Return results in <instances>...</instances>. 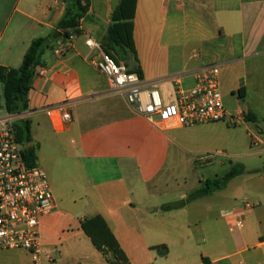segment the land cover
I'll return each mask as SVG.
<instances>
[{"label":"crops","instance_id":"obj_1","mask_svg":"<svg viewBox=\"0 0 264 264\" xmlns=\"http://www.w3.org/2000/svg\"><path fill=\"white\" fill-rule=\"evenodd\" d=\"M121 1L97 6L91 0L69 51L60 52L69 41L61 38L44 53L29 109L21 113L55 197L40 223L39 264H54L55 255L69 264H109L82 226L97 215L128 264H264V192L235 181L239 177L183 208L163 209L202 186V177L193 188L186 181L198 166L211 164L191 155L210 138L198 126L158 128L94 66L99 53L86 40L102 43ZM66 10V0H0V67L19 68L32 40L51 34ZM133 21L143 84L159 89L166 102L175 98V79L190 86L196 71L217 64L232 76L227 87L220 80V89L243 88L248 102L241 112L264 122V0H136ZM47 107L59 112L49 116ZM60 110L71 111L72 121L63 123ZM245 199L259 206L244 210Z\"/></svg>","mask_w":264,"mask_h":264},{"label":"built area","instance_id":"obj_2","mask_svg":"<svg viewBox=\"0 0 264 264\" xmlns=\"http://www.w3.org/2000/svg\"><path fill=\"white\" fill-rule=\"evenodd\" d=\"M71 39V38H70ZM69 41L60 45V52L70 49ZM99 58L93 61L106 77L110 87L123 95L133 111L166 130L173 127H194L221 122L228 114L220 89V66L211 64L194 73V86L184 87L175 79V98L166 102L159 89L143 84L142 78L123 62L107 54L96 39L86 40ZM52 116L59 109L47 107ZM63 123L71 122V111L60 110ZM238 119L244 117L240 111ZM235 117V116H234ZM14 122L0 109V250H24L31 254L34 264L41 256V219L55 208L53 189L46 172L37 165H28L22 155V145L16 139ZM261 140L254 139V145ZM243 209L259 206V201L245 199ZM243 221L236 222L242 227Z\"/></svg>","mask_w":264,"mask_h":264},{"label":"trees","instance_id":"obj_3","mask_svg":"<svg viewBox=\"0 0 264 264\" xmlns=\"http://www.w3.org/2000/svg\"><path fill=\"white\" fill-rule=\"evenodd\" d=\"M67 10L64 17L57 24L51 34L32 40L19 68L0 67V84L3 88L4 107L10 114H21L29 109V92L37 69L44 66L43 55L52 49L58 39H70L74 35L82 34V21L87 17L91 0H66ZM136 0H122L114 10L113 24L108 28L102 41L103 50L117 62L134 63L130 71L136 72L142 78V71L138 66V57L134 41V16ZM243 88L239 95L243 96ZM1 107V106H0ZM245 119L254 121L250 113L244 114ZM16 139L22 145V155L28 165H37L38 145L33 143L31 123L22 119L13 124ZM244 168L235 165L222 177L201 181L202 186L191 192L185 199L163 206L165 211L180 209L201 197L212 195L214 192L227 187L230 180L242 174ZM83 229L90 237L95 247L105 256L109 264H128L129 260L121 248L113 232L104 219L97 215L82 222Z\"/></svg>","mask_w":264,"mask_h":264},{"label":"rangeland","instance_id":"obj_4","mask_svg":"<svg viewBox=\"0 0 264 264\" xmlns=\"http://www.w3.org/2000/svg\"><path fill=\"white\" fill-rule=\"evenodd\" d=\"M99 1L103 2V0H96L97 6ZM231 78L232 76L229 75L228 71L220 73L222 87L223 84L224 87L227 83L229 84L230 81L228 79L231 80ZM192 86H194V84L184 87ZM221 92L223 95L224 106L228 110V114L219 124L209 123L197 125V128L202 131L201 134L206 133V136L210 139H206V145L204 144L202 147L195 148L191 154L192 156L202 157L211 164H204L205 166L202 167L198 166L194 172L188 173L186 188L196 185L199 177H202L205 180L222 177L231 169V167L241 165L244 168L243 173L237 175L233 179L239 177L235 181H244L247 183L246 185L249 189L255 190L258 193H263L264 152L260 153L258 151L264 149V122L262 121L259 123L255 122V120L249 121L245 119V116L241 120L238 119L237 115L240 114V111L246 110L248 101L244 98V96L239 95L238 92L234 94H225V91H223L222 88ZM4 102L3 88L0 85L1 114L9 116L14 123L23 119L21 114L8 113L4 107ZM250 134H252L253 137H251ZM255 137L263 141V143H260L258 146L254 145ZM203 138V136L201 137L199 135L194 136L195 140H202ZM41 164V160L38 161V166L43 169V164ZM110 174L111 173H104L101 174V176L107 178ZM48 176L51 185H53L52 177L50 175ZM232 180H230L229 183ZM171 196L172 197L168 198H174L175 194ZM261 202L264 204V200ZM227 231L230 233L229 230ZM23 251L24 250H0V264H34V262L32 263L31 257ZM55 258L56 262L54 264H69V258H66L67 260L64 262L60 261L57 255H55Z\"/></svg>","mask_w":264,"mask_h":264}]
</instances>
